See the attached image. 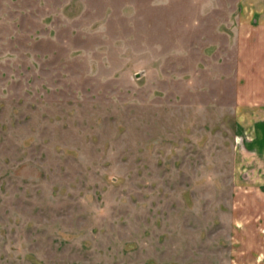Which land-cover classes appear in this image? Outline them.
<instances>
[{
  "label": "rangeland",
  "instance_id": "1",
  "mask_svg": "<svg viewBox=\"0 0 264 264\" xmlns=\"http://www.w3.org/2000/svg\"><path fill=\"white\" fill-rule=\"evenodd\" d=\"M243 7L0 0V264H264Z\"/></svg>",
  "mask_w": 264,
  "mask_h": 264
},
{
  "label": "crops",
  "instance_id": "2",
  "mask_svg": "<svg viewBox=\"0 0 264 264\" xmlns=\"http://www.w3.org/2000/svg\"><path fill=\"white\" fill-rule=\"evenodd\" d=\"M242 1L244 12L237 20L236 146L247 185L264 197V0Z\"/></svg>",
  "mask_w": 264,
  "mask_h": 264
}]
</instances>
